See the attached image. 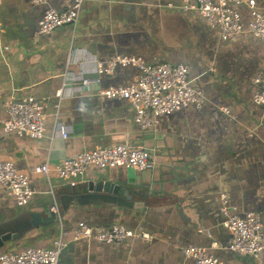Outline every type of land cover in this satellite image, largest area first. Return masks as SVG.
I'll return each mask as SVG.
<instances>
[{
	"label": "crops",
	"instance_id": "crops-1",
	"mask_svg": "<svg viewBox=\"0 0 264 264\" xmlns=\"http://www.w3.org/2000/svg\"><path fill=\"white\" fill-rule=\"evenodd\" d=\"M73 1L0 0V159H11L28 173L47 160L58 163L83 150L120 143L145 147L155 163L143 171L92 169L74 188L52 175L58 210L53 219H47L53 197L44 176L30 175L33 194L23 206L0 187V232L8 223L19 231L3 242L0 253L51 248L61 230L70 232L83 221L119 224L152 237L117 244L67 237L58 264H195L182 253L191 245L223 264H264V248L254 256L228 250L230 233L221 225L220 210L224 195L235 215L259 213L264 236V107L253 102L251 81L255 71L264 70V42L222 40L217 29L197 11L183 10L179 0H83L75 26L38 33L46 9L64 10ZM255 2L264 14V0ZM239 10L247 24V8ZM115 55L188 65L192 85L206 95L204 107L160 116L152 129L142 131L128 100L98 94L133 83L136 68L117 67L102 74L98 85L73 89L75 76H94L96 62ZM28 96L46 113L39 139L2 129L5 101ZM56 121L67 130L65 137L56 132ZM89 182L123 187L131 198L89 190Z\"/></svg>",
	"mask_w": 264,
	"mask_h": 264
},
{
	"label": "built area",
	"instance_id": "built-area-1",
	"mask_svg": "<svg viewBox=\"0 0 264 264\" xmlns=\"http://www.w3.org/2000/svg\"><path fill=\"white\" fill-rule=\"evenodd\" d=\"M41 3L44 0H30ZM83 0H74L71 7L64 10L46 9L38 20L39 34L52 31L63 25H76ZM183 10L197 11L207 25L219 32L222 40L251 37L264 42V14L258 10L255 0H179ZM247 8L250 20L244 24L239 8ZM134 67L138 71L136 79L128 86H111L98 90L103 98H123L130 102L133 120L140 130L152 129L160 116L192 107L200 110L206 103V95L195 88L190 79V68L184 63H170L156 59L147 62L141 57L111 56L96 62L94 76H75L73 89L78 92L100 83V76L110 73L117 67ZM252 100L264 107V70L252 75ZM64 84V83H63ZM56 96L61 98V88ZM58 106V104L56 105ZM225 112L227 110L224 109ZM5 116L2 129L6 134L29 136L39 139L44 134L46 113L43 105L33 96L22 100L9 98L4 104ZM55 130L66 136L65 127L58 121ZM155 160L148 149L132 144H112L83 150L75 156L58 163L45 161L33 166L29 172L16 168L11 159H0V187L5 195L18 206L27 203L33 194L29 184L30 175H42L48 180V192L53 197L51 210L57 213L54 187L50 183L52 175L68 180L70 188L77 187L83 177L92 169H112L116 167L133 168L139 171L152 169ZM221 225L230 233L228 250L240 255H257L264 248L263 226L259 213L248 212L245 216L235 215L227 199L222 196ZM71 240L97 241L117 244L128 241H149L147 232L131 230L122 225L92 226L80 221L72 231H60L51 248L28 247L18 251L0 253V264H58L59 255ZM182 253L195 264H223L217 257L209 254L203 247L191 245L183 247Z\"/></svg>",
	"mask_w": 264,
	"mask_h": 264
},
{
	"label": "water",
	"instance_id": "water-1",
	"mask_svg": "<svg viewBox=\"0 0 264 264\" xmlns=\"http://www.w3.org/2000/svg\"><path fill=\"white\" fill-rule=\"evenodd\" d=\"M88 189L89 190L95 189L96 191L103 189L104 192H112L113 194L118 195L119 198L123 197V198L128 199V200H130V198H131V195L128 193V191L125 188L113 186L109 182H105V184H103V182H102V184L98 183L96 185H93L91 182H89ZM133 204L135 207H141L143 205L142 202H136V203L133 202ZM49 211L50 212L48 214L47 219H53L57 216L54 211H52V210H49ZM3 228H4V231L0 232V246L3 244V242L5 240L17 237L18 232H19V231L14 230L17 228L12 227L11 225L9 226V223L7 225L3 226ZM12 230L14 232H11Z\"/></svg>",
	"mask_w": 264,
	"mask_h": 264
}]
</instances>
